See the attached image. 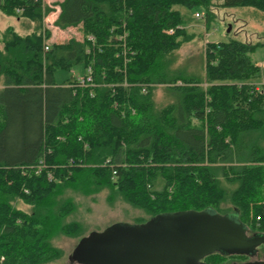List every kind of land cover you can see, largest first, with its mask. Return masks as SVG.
Masks as SVG:
<instances>
[{
    "label": "trees",
    "instance_id": "1",
    "mask_svg": "<svg viewBox=\"0 0 264 264\" xmlns=\"http://www.w3.org/2000/svg\"><path fill=\"white\" fill-rule=\"evenodd\" d=\"M222 9L264 0H220ZM215 0H0L31 32L0 33V264H49L61 237L83 239L72 219L82 198L105 195L141 210L210 211L264 235V84L252 59L261 42H208L203 75L172 65L188 40L183 6L215 19ZM78 30L50 42L45 19ZM198 14V12L196 13ZM81 65L62 85L57 70ZM167 101L158 104L157 89ZM247 258L216 252L221 264Z\"/></svg>",
    "mask_w": 264,
    "mask_h": 264
},
{
    "label": "rangeland",
    "instance_id": "2",
    "mask_svg": "<svg viewBox=\"0 0 264 264\" xmlns=\"http://www.w3.org/2000/svg\"><path fill=\"white\" fill-rule=\"evenodd\" d=\"M54 0H44L46 4L52 3ZM222 1L215 0V19L211 21L207 27L205 23L204 13L201 10H190L183 6L176 9L181 13L184 21V27L188 40L183 44L181 49L173 56V67L177 70H186L197 76L203 75V51L208 42L227 41L228 27L232 35L234 34L240 40L258 43L261 42L252 59L258 66L264 65V14L258 13L251 8H232L222 9L219 7ZM198 12V14H196ZM56 15H49L45 19V25L52 30L50 42H64L71 37H79L80 33L76 30H61L53 23ZM30 23L24 19H18L15 16L4 15L0 11V33L4 32L8 27H13L20 34L31 32ZM84 69L81 65L74 66L70 70L61 69L55 72V82L62 85L66 81L75 80L84 77ZM257 86L264 84V66L262 67V75L258 80ZM158 104L167 101L165 92L160 85L157 89ZM82 205L72 219L82 223L85 226V233L88 236L91 233H100L108 228L118 224H135L139 217H145L141 210H138L127 203L118 201L114 206H110L106 202L105 195H98L90 198H82ZM248 236H253V232L248 231ZM80 240L69 237H61L55 240L54 244L64 251L62 259L49 264H79L78 259L74 260V252L79 245ZM264 261V245L259 247L257 253L253 256L240 259H226L221 264H250Z\"/></svg>",
    "mask_w": 264,
    "mask_h": 264
},
{
    "label": "water",
    "instance_id": "3",
    "mask_svg": "<svg viewBox=\"0 0 264 264\" xmlns=\"http://www.w3.org/2000/svg\"><path fill=\"white\" fill-rule=\"evenodd\" d=\"M263 245L264 235L248 236L237 219L182 211L91 233L80 240L73 259L79 257V264H207L203 259L216 252L253 256Z\"/></svg>",
    "mask_w": 264,
    "mask_h": 264
},
{
    "label": "built area",
    "instance_id": "4",
    "mask_svg": "<svg viewBox=\"0 0 264 264\" xmlns=\"http://www.w3.org/2000/svg\"><path fill=\"white\" fill-rule=\"evenodd\" d=\"M264 66V65H263ZM262 65L260 66L261 68L263 67ZM78 81L81 85H86L92 82V77L91 74H88L87 77H83V78H78Z\"/></svg>",
    "mask_w": 264,
    "mask_h": 264
}]
</instances>
